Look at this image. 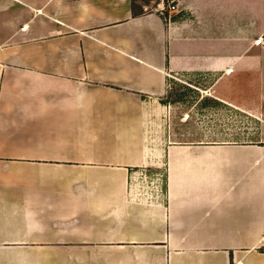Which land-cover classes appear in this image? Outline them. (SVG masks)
<instances>
[{"label":"crops","instance_id":"0c3cea01","mask_svg":"<svg viewBox=\"0 0 264 264\" xmlns=\"http://www.w3.org/2000/svg\"><path fill=\"white\" fill-rule=\"evenodd\" d=\"M262 43L264 0H0V264H264V138L211 137L234 116L139 184L168 78L230 83Z\"/></svg>","mask_w":264,"mask_h":264},{"label":"rangeland","instance_id":"374dc122","mask_svg":"<svg viewBox=\"0 0 264 264\" xmlns=\"http://www.w3.org/2000/svg\"><path fill=\"white\" fill-rule=\"evenodd\" d=\"M250 41L227 40L225 47L220 49L239 53L250 45ZM212 51L211 57L217 56ZM251 52L257 55L253 69L245 68L231 75L227 74L230 83L224 85L212 87L217 78H222V72L188 76L172 74L168 78L162 101L169 106V113L167 110L161 116L148 121L145 130L151 166L140 175V193H147L148 189L153 193L151 197L163 199L165 146L198 137L189 132L192 126L211 130L220 126L226 129V126L232 125L231 116H234L233 122L244 130L243 134L211 137L245 140L264 138V44L252 46ZM251 128L255 131L254 135L253 132L250 134Z\"/></svg>","mask_w":264,"mask_h":264},{"label":"built area","instance_id":"2783aa9c","mask_svg":"<svg viewBox=\"0 0 264 264\" xmlns=\"http://www.w3.org/2000/svg\"><path fill=\"white\" fill-rule=\"evenodd\" d=\"M255 42L257 43V44H259L260 43V39H257V40H255ZM226 72H231V68H228L227 70H226ZM264 237V236H263ZM233 264H240V262H234Z\"/></svg>","mask_w":264,"mask_h":264},{"label":"trees","instance_id":"16d2710c","mask_svg":"<svg viewBox=\"0 0 264 264\" xmlns=\"http://www.w3.org/2000/svg\"><path fill=\"white\" fill-rule=\"evenodd\" d=\"M163 104H165L163 101H162Z\"/></svg>","mask_w":264,"mask_h":264}]
</instances>
